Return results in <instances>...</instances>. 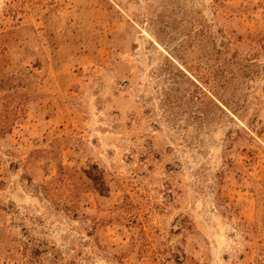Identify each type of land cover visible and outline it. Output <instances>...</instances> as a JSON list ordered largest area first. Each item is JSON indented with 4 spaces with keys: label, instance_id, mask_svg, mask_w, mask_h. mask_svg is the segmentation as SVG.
I'll list each match as a JSON object with an SVG mask.
<instances>
[{
    "label": "rangeland",
    "instance_id": "1",
    "mask_svg": "<svg viewBox=\"0 0 264 264\" xmlns=\"http://www.w3.org/2000/svg\"><path fill=\"white\" fill-rule=\"evenodd\" d=\"M0 264H264V0H0Z\"/></svg>",
    "mask_w": 264,
    "mask_h": 264
}]
</instances>
